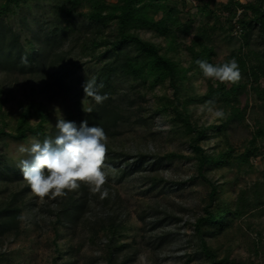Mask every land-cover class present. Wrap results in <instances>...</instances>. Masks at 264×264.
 Instances as JSON below:
<instances>
[{"label": "rangeland", "instance_id": "1", "mask_svg": "<svg viewBox=\"0 0 264 264\" xmlns=\"http://www.w3.org/2000/svg\"><path fill=\"white\" fill-rule=\"evenodd\" d=\"M237 1L242 4L247 2ZM107 2L115 3L117 0ZM204 2L209 4V14L195 0H186L184 4L177 1L179 19L182 24L190 25V30L180 40V51L171 53V56L183 61L185 66L191 58L186 47L197 35L203 41L204 35L210 38L216 53L213 58L215 64L223 63L232 53H236L242 43L241 29L236 27L230 31L226 23L228 14L223 12L222 5L228 0ZM241 12L242 9H239L238 15ZM160 17L161 13L156 15V19ZM7 23L21 34L22 43L25 42L23 38L30 33L38 32L44 36V33L59 26L54 5L45 0H33L22 5ZM73 23L61 35V49L67 52L61 57L64 59L61 63L66 65L65 71L71 73L62 85H56L52 80L48 90L42 87L44 82L41 79L30 75L0 74V84L5 92L3 99L6 100L0 110V129L4 120L9 125L6 131L12 132L21 104L29 103L34 96L36 101L42 100L47 105L46 110L51 113L53 125L68 115L79 117L90 108V102H86L84 96H78L81 83L76 81L90 80L108 58L104 56V47L98 51L104 56L99 59L80 54V44L77 43L82 39V33L91 28L86 20L75 19ZM219 26H223L224 31ZM114 28L115 25H109L105 35L113 38ZM251 32L252 46L261 50L263 46L258 25ZM141 35L167 49L163 39L152 33L142 32ZM206 80L201 76L193 77L187 83L189 88L184 95H204ZM260 84L264 88V80ZM113 85V104L124 111L126 119L119 125L118 136L107 137L106 161L114 163L110 164L111 170L107 171V183L104 186L109 189V204L104 206V199L90 190L69 191L67 196L73 195L79 200L85 198V212L75 225L63 222L57 238L53 211L57 212L60 204L63 206L65 196L41 199L32 191L27 192L19 228L0 236V264H206L209 259L203 254V241L216 250L217 261L230 253V259L237 262L264 264V138L257 143L261 154L251 158L249 165L237 168L238 164L233 162L230 168L213 170L208 174L212 183L223 187L224 199L227 201H234L246 192L252 210L236 220L230 231L212 232L205 229V235L200 236L196 232V223L204 215L210 187L200 178L190 141L173 122V115L155 114L158 99L164 96L172 99L173 90L165 85L150 91L140 83L129 82L121 76L113 78ZM225 85L227 88L231 86ZM247 89V94L240 96L239 105L240 110L247 109L246 116L243 120L234 121L228 128V141L235 157L248 148L257 127L255 123L260 121L259 125L264 127L263 102L249 87ZM125 100L134 101L135 104L127 109ZM209 108L222 110L219 106L205 108L204 105H197L193 111L199 124L209 126L219 120L208 111ZM138 119H143L144 124H138ZM215 141L212 139L203 147L211 150ZM33 142L35 140L18 144L8 138L1 139L0 154L13 156V162L18 166L19 162L15 159L20 156V160L26 158V154L19 152V147H30ZM169 153H176L183 158L169 161L166 159ZM141 156L145 158L140 165ZM125 168L127 175L123 178L120 173L115 175V171ZM27 186L25 180L18 184L14 182L8 187L0 184V203L13 193L22 192ZM113 220L125 228L115 250L107 245V233L100 231L102 225ZM121 245L125 246L121 248Z\"/></svg>", "mask_w": 264, "mask_h": 264}, {"label": "trees", "instance_id": "2", "mask_svg": "<svg viewBox=\"0 0 264 264\" xmlns=\"http://www.w3.org/2000/svg\"><path fill=\"white\" fill-rule=\"evenodd\" d=\"M31 1L33 0H0V74L30 75L41 79L44 82L42 87L47 89L51 87L53 81L56 85L58 83L62 85L71 73L65 71L66 65L61 63L64 60L61 57L67 54L61 49V35L66 33L65 30L70 29L75 19L86 20L91 29L82 33L83 37L77 44H80V54L90 56L91 59L104 56L108 58L99 72L90 79H95L97 85L103 84V88H97V91L100 95H106L107 99L97 103L93 97H86L83 90L86 80L76 81L81 83L78 96H84V100L90 102V108L79 117L68 115L64 120L75 122L77 126L87 120L90 127L99 126L103 128L107 137L114 138L119 134V125L126 119L124 111L113 104L114 77L121 76L129 82L140 83L150 91L156 87L168 85L173 90V98L167 96L159 98L155 114L173 115L171 116L173 122L184 131L190 141L192 156L200 178L210 187L204 215L196 223V232L200 236L205 235V229L212 232H228L233 228L236 220L243 218L248 211L252 210L246 199V192L234 201H227L224 199L223 187L212 183L208 179V174L213 170L222 171L230 168L235 163L238 164L237 168L249 165L251 158L261 154L257 143L264 138V127L259 125L260 121L255 123L257 127L248 148L238 157L233 155L234 150L229 144L228 128L234 121L243 120L246 116L247 109L240 110L239 105L240 96L247 94L248 87L263 102L261 106L264 109V88L260 84L264 80V0H247L245 4L237 0H228L222 5L223 12L228 14L226 23L229 30L234 31L236 27L240 28L242 40L236 53H232L223 63L234 58L239 64L242 78L238 83L231 84L229 88L225 84L207 79L206 93L191 96L184 95L189 88L187 83L191 82L193 77H204L196 61L206 60L215 65L213 58L216 53L208 36L204 35L203 41L200 35H197L186 47L191 56L187 66L182 64L183 61L171 56V53L180 51L182 46L180 40L190 30V25L181 23L177 9V1L184 4L186 0H117L115 3H108L107 0H45L54 5V14L59 26L49 33H44V36L38 32L30 33L23 38L25 42L22 43L21 34L7 22L17 13L18 8ZM195 1L203 5L205 13H210L208 3L204 0ZM83 8L86 10L82 11ZM239 9H242L240 15H238ZM159 13L161 17L156 19ZM111 24L115 25L113 38L105 35V29ZM61 25L62 28H60ZM256 25H258L260 42L263 46L261 50L254 48L251 43V30ZM72 26L74 27V23ZM73 27L72 30H74ZM219 29L224 31L223 26H219ZM142 32H149L163 39L167 49H164L161 44L143 38ZM102 47L105 48L104 56L103 53L98 52ZM69 65L72 64L69 63ZM32 85L36 86L34 83ZM4 93L0 84V110L6 102L3 99ZM34 97L29 103L21 104L12 132L6 131L9 125L3 120L0 140L8 138L18 144H28L32 140L43 142L46 138H55L58 134L57 123L55 125L51 123V113L46 110L47 105L42 100L36 101L37 98ZM125 102L127 109L135 104L134 101L125 100ZM199 104L204 105L205 108L219 106L225 116L209 126L199 124L193 111ZM34 120L36 123H33ZM137 122L144 124L143 119H138ZM212 139L216 140L214 148L205 149L203 144L210 143ZM20 158L15 161L19 162ZM141 158L140 165L143 164L145 157L141 156ZM181 158L183 156L176 153L166 155L169 161ZM13 159V156L0 154V184L6 187L24 180L20 168L16 166ZM105 163L104 170L110 171V164L114 163L108 161ZM119 173L123 178L127 175L126 168L115 171L116 176ZM78 190L87 192L89 188L82 184ZM29 191L32 190L27 186L22 192L13 193L10 198L0 203V236L19 228L24 210L22 205ZM67 195L68 192L65 198L63 197V206L60 204L59 210L53 211L56 218L55 236L57 238L60 226L66 222L75 225L85 212V198L79 200L73 195ZM109 196L110 194L104 199V206L109 204ZM124 230L125 228L115 224L114 220L102 225L100 229L101 232L107 233V245L114 250L118 249L120 234ZM124 246L121 245V248ZM202 249L206 259H209V263L206 264H245L230 259V253L217 261L216 250L206 241L202 242Z\"/></svg>", "mask_w": 264, "mask_h": 264}, {"label": "clouds", "instance_id": "3", "mask_svg": "<svg viewBox=\"0 0 264 264\" xmlns=\"http://www.w3.org/2000/svg\"><path fill=\"white\" fill-rule=\"evenodd\" d=\"M196 64L204 78L222 84H236L242 74L238 62L232 60L222 64H212L206 60H197ZM95 79L86 80L83 90L86 97H93L97 103L107 99L98 94ZM213 103V102H209ZM208 111L217 118H223V110ZM58 134L55 138H46L43 142L35 141L30 147L21 145L19 152L26 158L19 161L23 179L32 192L39 198L56 199L69 191L78 190L86 185L90 192L99 194L100 199L108 197V172L106 167L107 135L99 126H89L87 120L79 126L75 122L58 120Z\"/></svg>", "mask_w": 264, "mask_h": 264}]
</instances>
